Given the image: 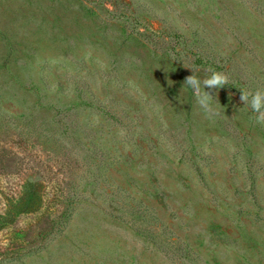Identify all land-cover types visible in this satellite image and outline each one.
Returning <instances> with one entry per match:
<instances>
[{
  "label": "rangeland",
  "instance_id": "374dc122",
  "mask_svg": "<svg viewBox=\"0 0 264 264\" xmlns=\"http://www.w3.org/2000/svg\"><path fill=\"white\" fill-rule=\"evenodd\" d=\"M185 66L228 76L219 115ZM240 89L264 90V0H0V264H264Z\"/></svg>",
  "mask_w": 264,
  "mask_h": 264
},
{
  "label": "clouds",
  "instance_id": "9594fccd",
  "mask_svg": "<svg viewBox=\"0 0 264 264\" xmlns=\"http://www.w3.org/2000/svg\"><path fill=\"white\" fill-rule=\"evenodd\" d=\"M185 67L190 68L193 74L185 78L184 85L192 89L197 106L202 109L208 117L219 115L212 104L214 98L212 91L219 90L228 85V76L223 72L209 68L207 69L208 74L201 80L196 75V69ZM205 89H208V91ZM240 90V102L244 104V106H250L257 124L264 125V90Z\"/></svg>",
  "mask_w": 264,
  "mask_h": 264
}]
</instances>
